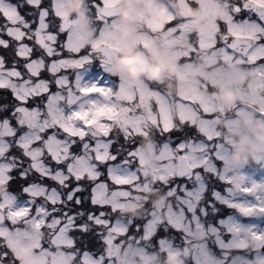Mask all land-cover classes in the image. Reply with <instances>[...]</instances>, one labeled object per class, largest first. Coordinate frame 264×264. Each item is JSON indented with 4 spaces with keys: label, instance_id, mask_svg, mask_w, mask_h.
<instances>
[{
    "label": "snow or ice",
    "instance_id": "6c2138e0",
    "mask_svg": "<svg viewBox=\"0 0 264 264\" xmlns=\"http://www.w3.org/2000/svg\"><path fill=\"white\" fill-rule=\"evenodd\" d=\"M196 3L206 13L193 26L174 5L160 24L142 14L121 24L115 0H86L94 35L84 43L55 0H0V264H128L127 245L139 264L177 252L186 264H264V227L246 222L264 217V182L217 166L224 108L201 95L215 74L183 72L194 59L242 70L236 86L264 116V0ZM129 46L175 60L188 91L83 79L93 60L113 76L114 54ZM150 191L164 203H145L139 219L118 215Z\"/></svg>",
    "mask_w": 264,
    "mask_h": 264
},
{
    "label": "clouds",
    "instance_id": "9594fccd",
    "mask_svg": "<svg viewBox=\"0 0 264 264\" xmlns=\"http://www.w3.org/2000/svg\"><path fill=\"white\" fill-rule=\"evenodd\" d=\"M60 11L66 13L70 18L76 19L81 25L86 39H91L94 32L89 27V21L85 14V0H55ZM186 5L193 11H199L200 5L196 0H185ZM195 5V7H193ZM115 19L121 24H133L136 21V13L142 11L149 17H160L166 15L168 6L161 0H119L115 5ZM191 19V18H189ZM112 69L121 80L130 84H139L142 80L157 82L167 80L174 72V65L160 57H151L142 49L127 47L120 49L114 54ZM219 88L212 92L218 104L226 108L233 105H244L247 100L255 102L251 96L245 97L237 81L243 76L242 70L238 68L218 69ZM231 81V86L226 82ZM224 84L225 86H221ZM225 143L230 146V151L221 161V169L228 174H236L238 170L251 164L264 163V119L253 118L251 112L245 111L233 121L232 130L225 132ZM164 203V197H157L151 207L158 208ZM130 218L139 219L141 214L135 210V206L125 207ZM126 253V256H125ZM121 255L131 264L132 261L139 262L140 254L136 251L127 252L123 249ZM187 258L179 252L171 258L159 253L150 254L149 264H186Z\"/></svg>",
    "mask_w": 264,
    "mask_h": 264
},
{
    "label": "rangeland",
    "instance_id": "374dc122",
    "mask_svg": "<svg viewBox=\"0 0 264 264\" xmlns=\"http://www.w3.org/2000/svg\"><path fill=\"white\" fill-rule=\"evenodd\" d=\"M60 12L63 16L69 17L66 13H64L62 11H60ZM205 13H206V7L203 4L202 17H204V18H205ZM87 19H88L89 23H92L88 17H87ZM150 19L153 22L155 21L154 17H150ZM73 21L76 22L80 26L81 39H82V41H84V43H87V41L89 39L85 38V36L83 34V30H82V25L76 19H73ZM90 28L93 31V25ZM129 47H134V46H129ZM169 62L174 65L175 70L171 74L170 78H168L167 80L160 81V85H161L163 91L166 92V94L169 97H178V96L184 95L188 91V87L185 83H182V80L180 78H177V76H176L177 62H175V61H169ZM110 67H111L112 74H114L112 66H110ZM225 67L226 66L223 64L209 66V65H206L203 61L199 60L198 64H197V62L195 64H193V63L187 64L183 69L184 75L186 76V78L188 80H191V81H196V80L200 79L206 72H212L215 74V77L213 79H209L208 87L201 92V95L207 97L210 103H215L217 106H222L224 108V111L218 115V118L216 119V121L214 123V127H215L217 135L219 137V142L226 149L222 159L220 161L216 162L217 166L220 168H221V161L224 159L226 154L230 151V146L225 143V137L223 134L225 132L232 130L234 119L237 116H239L240 114L244 113L245 111L251 112L254 119L257 117L264 119V116H260L257 114V112H258L257 106L259 105L260 100L256 96L245 95V97L251 96L255 102L253 103L251 100L246 99V102L244 105H242V106L239 105V107H240L239 112L233 111V106H235V105H233L231 108H226L223 105L218 104L216 102L215 98L211 94H212V92L217 90L220 86V84L218 82V71L217 70L221 69V68H225ZM81 71H82L83 79H85L86 77H88L91 74V66H88L85 69H82ZM104 73L108 74L106 72H104ZM117 78H118V81L121 80L119 77H117ZM240 78H242V77H240ZM118 81H117V84H118ZM124 82L127 83L126 81H124ZM152 83H154V82L142 80V82L139 84H130V83H127V84L139 88V87H144V86L152 84ZM138 147H139L141 154L145 157V161H146L147 166L149 168L154 167L156 165V159H155V156H154L153 151H152V145H151L150 139L148 137H142L140 140H138ZM254 168H264V163H261V164H251L250 163L248 166L239 169L238 174L244 176L246 178V182L247 181H254L256 183L264 182V177H262L261 178L262 180L260 179L259 182L251 179L250 174L247 172L249 169H254ZM224 187H225L224 185H220L219 190L223 191ZM150 192H152V191H150ZM137 195H139V194L133 193L129 196V198L127 200L122 201V203L120 205L119 212L125 213L124 209L126 206H128V205L135 206V204H136L135 201L138 204H141L142 200L147 199L146 196H141V195H140V198L137 199ZM161 197H163V196H161ZM127 218H130V217H127ZM246 222L253 224V225L259 224L261 227H264V217L249 218L246 220ZM125 249L127 250V252L136 251L137 253L140 254L139 250L137 249V247L135 245H127L125 247ZM131 264H139V262L132 261Z\"/></svg>",
    "mask_w": 264,
    "mask_h": 264
},
{
    "label": "flooded vegetation",
    "instance_id": "af4514ba",
    "mask_svg": "<svg viewBox=\"0 0 264 264\" xmlns=\"http://www.w3.org/2000/svg\"><path fill=\"white\" fill-rule=\"evenodd\" d=\"M176 1L177 0H161V2L163 3V4H165V5H174L175 6V8H176V10H177V7H176ZM117 3H119V0H115V5L117 4ZM115 5H114V7H115ZM199 5H200V10L198 11V13H196L194 16H192V17H187L188 18V21H189V23L190 24H192L193 26H195V25H199V24H201L202 22H204V20H205V18L204 17H202V13H203V3H199ZM177 12H178V10H177ZM138 14H142V15H144V16H148L147 14H145L144 12H142V11H138L137 13H136V18H137V15ZM179 14V13H178ZM180 15V14H179ZM149 17V16H148ZM150 18V17H149ZM155 18V23L156 24H160V23H162V22H164L166 19H168V16H167V14L166 15H163V16H160V17H154ZM189 18H191V19H189ZM119 51V50H118ZM145 53V52H144ZM146 55H148V56H151V57H156V56H153V55H151V54H147V53H145ZM169 61H175V60H169ZM176 62V61H175ZM197 62V64L199 63V59H194L193 60V64H195ZM191 63V64H192ZM100 64V63H99ZM189 264H190V262H189Z\"/></svg>",
    "mask_w": 264,
    "mask_h": 264
},
{
    "label": "trees",
    "instance_id": "16d2710c",
    "mask_svg": "<svg viewBox=\"0 0 264 264\" xmlns=\"http://www.w3.org/2000/svg\"><path fill=\"white\" fill-rule=\"evenodd\" d=\"M116 76H113V78H115ZM114 83V81H112ZM141 196H146L147 199L146 200H142L141 201V204H138L136 201H135V210L140 213L141 215L143 214L144 212V205L145 203H147L150 207H151V204L153 201H155L157 199V197H161L162 195L159 193V192H155V191H152V192H147L146 194L144 195H141ZM118 215L122 218H127L129 217V215L125 212V213H122V212H119Z\"/></svg>",
    "mask_w": 264,
    "mask_h": 264
},
{
    "label": "water",
    "instance_id": "95a60500",
    "mask_svg": "<svg viewBox=\"0 0 264 264\" xmlns=\"http://www.w3.org/2000/svg\"><path fill=\"white\" fill-rule=\"evenodd\" d=\"M190 2V0H189ZM178 5H179V10L183 15H193V13H195V11H193L192 8H189L186 3L185 0H178ZM193 7H195V5H193ZM188 10H192V13L187 14ZM113 62V61H112Z\"/></svg>",
    "mask_w": 264,
    "mask_h": 264
}]
</instances>
